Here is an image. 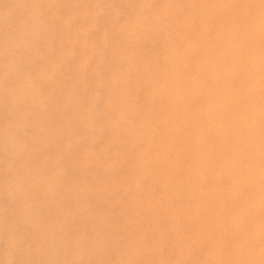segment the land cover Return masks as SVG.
I'll list each match as a JSON object with an SVG mask.
<instances>
[{"label":"rangeland","instance_id":"rangeland-1","mask_svg":"<svg viewBox=\"0 0 264 264\" xmlns=\"http://www.w3.org/2000/svg\"><path fill=\"white\" fill-rule=\"evenodd\" d=\"M56 1L0 0V221L6 223L4 227L3 223H0V234L3 232L0 236L5 239L11 232V236L15 232L20 234L22 239L18 237L17 242L12 240L19 243V246L24 236L26 237L23 240L26 242L21 243L25 247L16 245L18 248L11 253L18 259L13 261L11 256L13 264H20L19 259L24 251L25 254L30 251L32 257H36L35 264H48L55 253L59 254H55L58 257L53 259L54 264H67L65 259L68 255L82 252L83 239L87 240V249L100 245L98 260L101 264H113L111 260L115 259V252L128 250L129 247L137 248L140 241L149 243L151 236L156 232V225L150 221L152 211L148 207L140 208L137 204L139 195L136 194V187H146L150 180L148 177H142L137 185L135 180L128 178L131 169L129 163L136 150L132 149L133 145L129 140L132 134L142 128L139 121V117L144 113L142 111L164 100L162 94L153 98L149 96L145 75H149L148 70L154 65L157 68L154 78L163 82L169 70L175 68L173 61L176 55L169 57V51L164 48L163 43L166 36L177 42L175 33H171L174 24L169 23L160 28L155 19L153 11L157 7L167 5L165 0ZM86 7L87 9H84ZM190 10L191 6L185 3L178 12L183 16ZM67 23H71V28H68ZM79 26L81 29L77 28ZM132 38L136 39L135 42L138 41L135 48L131 46V43H134ZM99 47L101 52L98 51ZM69 49L71 53L68 52ZM153 53H158V61L149 63V56L153 55L152 59ZM123 54L124 58L121 57ZM85 58L86 62L83 61ZM83 63L84 66L81 67ZM132 65L139 68L140 74L135 73ZM137 74L139 76L136 77ZM135 77L136 85L133 87ZM118 78L121 79L116 81ZM121 83L125 84V88H120ZM122 92L127 94V101L117 99V95ZM85 107L87 111H83ZM122 114L123 118L119 117ZM84 121H87L86 129L82 125ZM92 123L94 124L91 125ZM12 142L16 144L13 145ZM123 154L125 161H121ZM86 155L90 162H87V175H84L86 169L81 160ZM160 190L161 187L156 186L152 194L155 200L163 201ZM141 196L143 198L145 194ZM174 200L188 206L186 195L180 194ZM13 210L16 216L13 215ZM86 213L88 219L84 218ZM2 215H9L4 217L9 221L4 220ZM24 217L30 226L23 221ZM207 218L206 213L197 218L183 215L182 223L186 229H194L200 221L205 222ZM7 223L14 227H9ZM164 223L167 227L165 229H168V218L164 219ZM17 226L18 229L21 226V233ZM5 227L9 229L4 230ZM14 229L16 231H13ZM26 231L34 232L33 235L30 233L31 235L26 236ZM15 235L14 238L17 236ZM1 237L0 253L3 256L0 254V257L4 259L9 245L12 247L14 243H11L13 237L10 240V237L8 238L9 242L7 238L4 240ZM33 237L34 240L40 241L31 240ZM48 237L51 238L48 239L49 242L46 241ZM30 244V247L40 246L38 250L32 247L35 254L29 247L30 250L27 249ZM46 246L52 251L47 250ZM42 248H46L49 254L45 255L46 251ZM62 252L63 256L60 254ZM39 253L41 254L38 255ZM43 254L49 259L42 256ZM173 254L172 257L178 255L176 251ZM9 263L12 264L11 261Z\"/></svg>","mask_w":264,"mask_h":264},{"label":"bare ground","instance_id":"bare-ground-1","mask_svg":"<svg viewBox=\"0 0 264 264\" xmlns=\"http://www.w3.org/2000/svg\"><path fill=\"white\" fill-rule=\"evenodd\" d=\"M185 3L191 6V10L181 16L178 11ZM165 4L167 5L157 7L153 13L160 28L169 25V23L174 24L175 30L173 29V31L175 32L171 33H175L177 42L171 41V38L166 36L163 43L165 44L164 48L169 51V57L176 55L173 61L176 65L174 69L169 70L167 78L163 79V82H158L157 78H154L153 75L157 69L154 65L153 70H148L150 73L148 76L145 75V78L149 96L153 98L155 95L162 94L164 100L155 104L154 107L142 111L144 113L139 117L142 128L135 133L136 135L132 134L129 140L133 145L132 149L136 150L129 163L131 169L128 178L135 180L137 185L142 177H148L150 180L146 187H141V189L139 186L136 187V194L139 195L137 204L140 205V208L148 207L152 211L150 221L156 225V232L151 236L149 243L140 241L137 248L129 247L128 250H119L115 252V259L111 261L113 264H264V0H165ZM79 15L82 16V14ZM71 23L66 24L68 28H71ZM73 28L77 30L76 26ZM77 28L81 29L80 26ZM148 34L150 36V33ZM150 38L152 37L150 36ZM132 40L134 43L132 42L131 46L135 48L138 41L135 42V38ZM82 43L86 44L87 42L82 41ZM100 47L98 51L101 52ZM156 55L158 53L154 54L155 58L152 59L153 55L149 56L148 62H157L158 56ZM123 56L124 54L121 57L124 58ZM162 57L169 60L165 56ZM83 61L86 62V58ZM83 66L84 63L81 64V67ZM133 67L134 65H132ZM133 69L135 73L140 74L138 67ZM136 77L133 87L136 85ZM120 79L118 78L116 81ZM122 83L120 88H125V84ZM94 84H96L95 81ZM117 97L119 101L121 99L127 101L125 92L118 94ZM85 108L83 111H87V107ZM119 117L123 118V114ZM82 125L86 129L87 121H84ZM121 127L123 128V126ZM128 130L131 132L130 128ZM15 144L16 142L13 145ZM107 145L108 142L105 144L106 148ZM123 156L125 154L121 156V161H125ZM81 161L86 169L83 173L87 175L86 167L90 160L86 155ZM107 162L109 161L107 160ZM156 186L161 187L163 201L155 200L153 197L152 190ZM141 193L145 194V197L142 198ZM180 194L186 195L188 206L176 203L174 199ZM10 209L9 212H11ZM202 213L208 215L207 220L200 221L194 229H186L182 223L183 215L197 218ZM6 216L9 215H4V217ZM84 218H87V213L84 214ZM165 218L169 220L168 229H165L167 228L164 223ZM19 219H21L20 216ZM22 219L24 221L25 217ZM36 220L38 219L36 218ZM2 223V227H4L5 221ZM7 224L9 225V223ZM10 225L9 227L13 226ZM36 225L38 226V224ZM20 227L19 229H21ZM15 229L13 231H16ZM19 229L17 226L18 231H20ZM34 231L30 233L32 234ZM21 232L22 230L19 233ZM30 233L26 231L25 234L28 236ZM10 234L9 236L5 234L8 236L6 237L8 242L16 232L13 236ZM16 235L11 239V243H14L13 246L8 244L9 250L4 255V259L0 257L4 260L3 263L2 260L0 261L2 264H10V261L13 264V259V261H18L15 254H13L14 257L11 255L12 251L18 248L16 245L19 243L15 242L18 241L17 238L20 237V234ZM62 236L60 237L63 240L64 236ZM1 238L4 239V237ZM20 238L22 239V237ZM25 238L24 236L23 240ZM48 239L51 240L48 237L46 241ZM23 240L19 242L24 244L26 241L23 242ZM28 240L30 241V239ZM31 240H34V237ZM41 241L43 242V240ZM86 241L83 239L81 242L82 252L68 255L65 263L101 264L98 260L100 245L87 249ZM21 243L18 246L24 248L25 246ZM165 243H167V247H165ZM0 244L2 245V241ZM49 244L47 245L51 246ZM58 245L60 246V244ZM30 246L31 244L27 245V249L30 248L34 252L33 246ZM48 246H46L47 250L52 248L51 246L48 249ZM34 247L37 248L35 250L40 248L35 245ZM45 249L42 248L43 251H46ZM175 251L178 255L172 257ZM27 252L29 253L25 254L24 251V254H21L20 264H35V256L32 257L30 251ZM44 254L46 255L47 251ZM55 254L54 256L53 253L51 254L52 261ZM1 256L3 255L1 254ZM51 262L47 261L48 264Z\"/></svg>","mask_w":264,"mask_h":264}]
</instances>
